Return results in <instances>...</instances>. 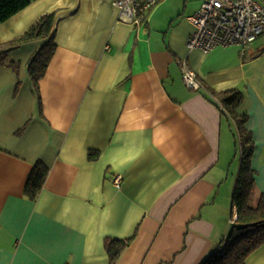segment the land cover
<instances>
[{"label":"crops","instance_id":"1","mask_svg":"<svg viewBox=\"0 0 264 264\" xmlns=\"http://www.w3.org/2000/svg\"><path fill=\"white\" fill-rule=\"evenodd\" d=\"M200 4L163 0L136 24L114 0H31L0 21L9 42L57 16L40 96L28 62L42 41L11 50L18 74L0 68V264H108L106 237L136 232L117 264H201L231 229L240 166L234 124L205 85L243 91L252 200L264 193V33L245 48L190 49ZM183 61L200 88L186 85ZM37 161L49 171L32 199ZM246 264H264V244Z\"/></svg>","mask_w":264,"mask_h":264},{"label":"trees","instance_id":"2","mask_svg":"<svg viewBox=\"0 0 264 264\" xmlns=\"http://www.w3.org/2000/svg\"><path fill=\"white\" fill-rule=\"evenodd\" d=\"M31 0H0V21H6L30 4ZM56 12L42 15L37 22L21 37L9 42L0 40V68L10 65L18 74L19 62L10 59L9 53L25 41L40 40L42 45L34 52L28 62V70L34 89L39 94V81L52 60L57 43L55 28ZM206 92L215 98L222 113L234 124L239 140L240 166L233 190L232 204L236 219L232 222L228 235L222 245L212 251L201 264H246L248 256L264 244V193H261L256 205L251 204L256 190V169L252 164L255 149L252 130L247 126L249 115L241 112L244 93L239 88H229L222 91L205 85ZM40 96V94H39ZM41 101V100H40ZM21 132V130H20ZM99 150H90V159H97ZM49 167L42 161H37L32 167L25 185V193L32 199L40 194ZM137 232L128 238L106 237L105 248L108 253V264H117L123 251L135 239Z\"/></svg>","mask_w":264,"mask_h":264},{"label":"built area","instance_id":"3","mask_svg":"<svg viewBox=\"0 0 264 264\" xmlns=\"http://www.w3.org/2000/svg\"><path fill=\"white\" fill-rule=\"evenodd\" d=\"M161 1L114 0V4L121 10L122 20L139 24ZM188 19L194 25L187 40L190 49L209 52L218 46L240 45L245 48L264 33V0H202ZM182 64L186 85L200 88L197 73L186 61ZM115 181L119 184L120 178ZM236 217L235 214L232 222Z\"/></svg>","mask_w":264,"mask_h":264},{"label":"rangeland","instance_id":"4","mask_svg":"<svg viewBox=\"0 0 264 264\" xmlns=\"http://www.w3.org/2000/svg\"><path fill=\"white\" fill-rule=\"evenodd\" d=\"M192 2H194L195 4L197 3L199 5V3L202 2V0H188V5L191 4ZM239 146H240V143H239L238 138L236 137V145L234 147V153H236L237 156L236 157L234 156V160L236 159L235 162L240 160L239 159ZM256 203H257L256 198L255 199L253 198V200H251V204L256 205Z\"/></svg>","mask_w":264,"mask_h":264}]
</instances>
